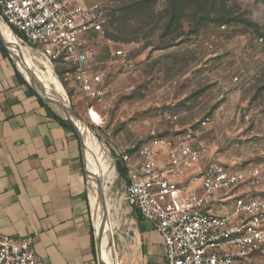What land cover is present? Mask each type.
<instances>
[{"label": "rangeland", "instance_id": "obj_1", "mask_svg": "<svg viewBox=\"0 0 264 264\" xmlns=\"http://www.w3.org/2000/svg\"><path fill=\"white\" fill-rule=\"evenodd\" d=\"M84 2L99 11L86 40L100 96L86 99L65 74L66 65L52 63V71L70 110L108 151L116 170L111 181L99 179L71 124L82 144L96 264L100 254L88 182L93 171L113 208L111 262L139 264L134 249L137 217L125 201L119 150L151 137L180 135L207 162L257 169L264 186V0ZM125 5L135 6L134 13L124 14ZM118 25L123 34L114 31ZM35 56L43 60L39 53ZM102 174L106 177L105 168ZM252 264H264V252Z\"/></svg>", "mask_w": 264, "mask_h": 264}, {"label": "built area", "instance_id": "obj_2", "mask_svg": "<svg viewBox=\"0 0 264 264\" xmlns=\"http://www.w3.org/2000/svg\"><path fill=\"white\" fill-rule=\"evenodd\" d=\"M98 16V6L84 0H0V18L17 40L51 64L66 65L89 101L100 96L86 40ZM116 161L125 172V201L153 224L164 264H252L264 252L257 169L207 162L180 135L131 144ZM0 264L42 263L30 239L0 235Z\"/></svg>", "mask_w": 264, "mask_h": 264}, {"label": "crops", "instance_id": "obj_3", "mask_svg": "<svg viewBox=\"0 0 264 264\" xmlns=\"http://www.w3.org/2000/svg\"><path fill=\"white\" fill-rule=\"evenodd\" d=\"M2 40L0 235L30 239L42 264H96L80 137L26 83ZM134 213L136 260L164 264L153 224Z\"/></svg>", "mask_w": 264, "mask_h": 264}, {"label": "bare ground", "instance_id": "obj_4", "mask_svg": "<svg viewBox=\"0 0 264 264\" xmlns=\"http://www.w3.org/2000/svg\"><path fill=\"white\" fill-rule=\"evenodd\" d=\"M0 34L8 51L14 55L17 68L24 79L38 91L59 115L74 123L85 144L86 153L92 160L90 165L95 167V173L100 175L99 179L106 178L108 181H111L116 170L113 171L108 151L103 146H100L99 140L90 129L82 121H78L75 118L67 103L65 92L54 76L51 63L41 55L43 60H38L35 56V53L38 52H34L27 46H23L1 21ZM102 168L106 169V177L102 174ZM94 171L88 182L90 185V200L92 203L93 223L95 225L96 245L100 254L99 264H113L110 259V248L108 246V241L112 235L110 220L112 219L113 208H110L107 204L108 194L102 192L106 189L102 190L100 180L94 179Z\"/></svg>", "mask_w": 264, "mask_h": 264}, {"label": "trees", "instance_id": "obj_5", "mask_svg": "<svg viewBox=\"0 0 264 264\" xmlns=\"http://www.w3.org/2000/svg\"><path fill=\"white\" fill-rule=\"evenodd\" d=\"M133 8H135V6L132 7V6L125 5L124 9H122V10L124 11V14H125V12H126V14H130V12L131 13H134ZM114 31L116 33H118V34H123L124 29L122 27H119V25H118V27H115L114 28ZM13 32H14L15 35L19 36L17 32H15V31H13ZM117 163H118L119 169L121 171V174L125 177L124 169L122 168V166L120 165V163L118 161H117ZM92 245H94V243H93V236H92Z\"/></svg>", "mask_w": 264, "mask_h": 264}, {"label": "water", "instance_id": "obj_6", "mask_svg": "<svg viewBox=\"0 0 264 264\" xmlns=\"http://www.w3.org/2000/svg\"><path fill=\"white\" fill-rule=\"evenodd\" d=\"M0 21L2 22V20H1V18H0ZM3 23V22H2ZM0 39L2 40V38H1V36H0ZM2 43H3V45L4 46H6L5 45V43L3 42V40H2ZM23 76V75H22ZM25 81H26V83L33 89V91L40 97V99L48 106V107H50V105L45 101V99L38 93V91L25 79ZM52 110H53V112L59 117V118H61V119H63L64 121H66V122H68L69 124H74L72 121H70V120H67V119H64L61 115H59L52 107H50ZM75 116V118L78 120V121H81L76 115H74ZM75 131V130H74ZM75 133H76V135L78 136V133H77V131H75ZM78 138H79V136H78ZM80 139V138H79ZM80 146H82V144L80 143Z\"/></svg>", "mask_w": 264, "mask_h": 264}]
</instances>
